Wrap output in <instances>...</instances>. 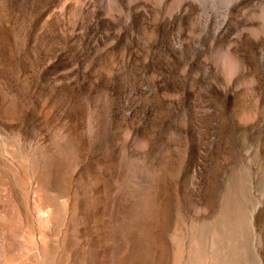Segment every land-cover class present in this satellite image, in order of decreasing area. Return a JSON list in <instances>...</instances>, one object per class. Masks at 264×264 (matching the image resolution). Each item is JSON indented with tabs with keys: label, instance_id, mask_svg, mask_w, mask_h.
I'll list each match as a JSON object with an SVG mask.
<instances>
[{
	"label": "rangeland",
	"instance_id": "obj_1",
	"mask_svg": "<svg viewBox=\"0 0 264 264\" xmlns=\"http://www.w3.org/2000/svg\"><path fill=\"white\" fill-rule=\"evenodd\" d=\"M206 1L0 0V264H173L177 224L233 253L248 217L264 264V0Z\"/></svg>",
	"mask_w": 264,
	"mask_h": 264
},
{
	"label": "bare ground",
	"instance_id": "obj_2",
	"mask_svg": "<svg viewBox=\"0 0 264 264\" xmlns=\"http://www.w3.org/2000/svg\"><path fill=\"white\" fill-rule=\"evenodd\" d=\"M96 1L100 4V6L107 13H111V11H113L114 9L121 11V6L118 4L117 0H96ZM128 1L134 2L137 0H128ZM145 1H147L148 4H149V1L151 3L150 8H149V5H148V7H145L146 11L148 12L147 14H149L152 17V19L159 20L164 14L171 13L175 10H178L180 8L183 0H145ZM185 1L186 0H184V2ZM230 4H231V0H227L223 4L222 10L220 11L219 16L217 15L218 19H219V24L217 27H219L220 24L227 17V15L229 13V9H230ZM202 10H203V8H202ZM201 16H203V15H201ZM252 16L257 17L259 19V26H253V25L249 26V27H247V29H248L247 31H249V33H251L252 35H258L260 33L264 35V4L259 5L258 10L253 12ZM206 23L207 22L205 21V24ZM241 34H242V32L238 30L235 35L237 38H241V36H242ZM153 35H154V33L152 31L142 30L140 32V36L146 40L152 39ZM103 58H104L107 66L111 65L110 64L111 62H109L110 56L107 53L103 54ZM116 60H118L117 57H116ZM214 61L216 63V66L220 69V71L226 75L231 74L234 71L242 69L244 67L242 59L235 52L230 50L228 47H224V48L221 47L219 49L217 56L215 57ZM228 218H230V217H228ZM238 220L239 219H236L234 222L236 223ZM248 221H249L248 224H249L250 230L252 231L251 240L249 241V244H248L249 248L247 247V244L245 242H243V245L241 246V248L233 250V253L230 252V248L228 247L227 244L224 243V241L222 243H220V245H217L218 242H217L216 236H215V235H217L215 229L213 230V233H212L210 240L207 243H205L204 245H202V248L199 252L191 247L192 243H190L188 245V247L185 248L186 245L184 246L183 239H184V235L186 233V228L182 225L177 224L174 228L175 230H177V236H176L175 248L173 250V256H172L173 264H182L185 250L189 253V254H187V255H189L188 258L186 260H184L185 262H187V264H262L261 260H260V256L257 253L258 244L260 243V238L253 228L251 218L249 219V217H248ZM232 223H231V226L234 224V223L233 224ZM224 224H225V227H224ZM222 225H220V227L222 226V228H224V230L227 227H229L230 226L229 219L226 221V223L223 222ZM238 225H240V224H238ZM234 226H235V224H234ZM234 226H233V228H234ZM195 247H196V245H195ZM248 251H249V253H248ZM41 260L43 263L46 262L44 259V253H43V257L41 258ZM194 260H197L196 263H194Z\"/></svg>",
	"mask_w": 264,
	"mask_h": 264
}]
</instances>
